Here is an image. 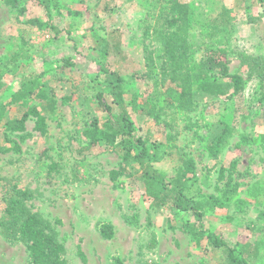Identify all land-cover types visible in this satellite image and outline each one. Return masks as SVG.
Here are the masks:
<instances>
[{
    "label": "rangeland",
    "instance_id": "1",
    "mask_svg": "<svg viewBox=\"0 0 264 264\" xmlns=\"http://www.w3.org/2000/svg\"><path fill=\"white\" fill-rule=\"evenodd\" d=\"M42 1L0 0V65L17 52H26V58L6 68L0 100H9L25 77L43 72L42 91L56 100L54 113H45V135L34 130L32 117L26 120L24 132H7L6 122L20 116L17 106L8 108L0 119V149H9L0 152V221L5 199L14 194L23 197L30 212L50 223L55 241L63 247L64 264L224 263L225 256L204 239L199 246L193 242L187 231L194 223L190 214L153 208L137 179L111 180L110 173L124 162L122 152L103 139L109 118L99 104L102 88L95 86L104 80L103 68L132 79L124 100L135 132L155 142L173 138L169 144L175 148L157 165L160 171L172 177L181 157L192 159L198 178L194 191L219 206L230 174L239 186V197L245 198L243 211L234 203L223 205L205 214L203 227L231 246L261 242L254 264H264V222L258 221L264 196L256 204L246 195L254 182L261 180L264 185V149L258 142L264 132V4L179 0L190 5L186 30L190 58L183 73L193 80L200 65L220 58L227 61L228 73L225 77L215 69L212 72L224 95L199 92L192 103L180 108L161 96L176 83L170 73L163 77L161 70L157 40L165 28L157 18L166 13L164 2L155 9V0H58L56 8L50 0L46 10ZM154 28L160 29L159 35ZM104 41L110 43V52L103 56L97 48ZM114 42L120 44L125 60L111 49ZM65 61L72 67L51 70L44 65ZM132 93L138 94L136 112L129 105ZM144 102L156 106L155 117L142 114ZM28 105L44 110L37 99ZM223 125L235 136L223 150L213 151L212 140ZM93 128L98 138L88 146L84 133ZM127 170L133 175L138 171ZM104 224L113 228L111 239L101 236ZM0 264H33L27 244L17 236L7 238L1 226Z\"/></svg>",
    "mask_w": 264,
    "mask_h": 264
},
{
    "label": "trees",
    "instance_id": "2",
    "mask_svg": "<svg viewBox=\"0 0 264 264\" xmlns=\"http://www.w3.org/2000/svg\"><path fill=\"white\" fill-rule=\"evenodd\" d=\"M55 7L58 0H54ZM40 2V1H39ZM44 8L48 10L50 0H43ZM165 14H160L157 18V24L164 26V31H160V37L157 40L161 46L162 52V74L166 77L171 74L176 82L175 86L168 87L161 93L162 98L170 104H177L180 108H184L185 104L192 103V100L199 92L208 93L212 96L224 95L222 85L217 83L213 77V70L220 71L223 76H227V61L213 59V61L200 65L199 74L192 80V76L183 73L185 64L189 60V53L186 43V30L190 24V5L180 2L179 0H155V9L163 5ZM264 4V0H259ZM164 16V18H163ZM163 18V19H162ZM161 28V26H159ZM160 29L154 28V33L159 35ZM112 38V37H111ZM156 40V39H155ZM110 43L104 41L97 50L104 54H109ZM120 44L114 42L111 49L115 50L120 60H125L119 51ZM96 50V48H94ZM224 57V54L220 55ZM21 58H26V52L16 53L6 62L0 65V89L4 86L3 79L8 74L6 69L10 64L14 65ZM119 60V61H120ZM51 69H66L72 67L68 61L62 64L53 65L46 63ZM105 74L104 80L96 82L95 86L102 88L99 97V104L106 114L109 121L106 122V130L103 133V139L112 148H118L122 152L124 164L117 170L110 173L111 180L116 182L120 176L131 177L139 180L143 185L144 196L155 209H171L180 213H187L193 218L194 223L187 226L191 239L196 246L202 244V240L213 250L220 251L224 256V263L221 264H254L260 253L261 242L252 243H235L229 245L214 232L205 229L202 219L206 213H212L215 209L235 204V208L243 211L245 198L239 197L238 184L233 183L230 174L225 184V188L220 192L222 204L217 205L212 200L199 191H194V186L198 182L195 174V163L186 156L181 157L180 165L177 167L174 176L168 177L157 168L175 148L169 143L173 138L169 137L167 142L150 141L148 138L140 137L130 121V114L127 110V104L124 95L129 87H133L132 79H126L117 71H107L101 69ZM44 72L38 77H25L20 87L11 93L9 100H0V119L4 116L6 110L10 107L17 106L20 116H15L6 122L7 132L22 133L25 131V122L29 117L34 118V130L41 135H45L47 131V119L45 113L52 114L56 110V100L50 97L43 90L40 78ZM229 77V76H228ZM263 79V77H262ZM233 80L237 81L235 77ZM100 81V80H99ZM233 81V83H236ZM237 90V89H235ZM107 94V96L105 95ZM261 101L264 100V92H261ZM31 99L40 101L42 108L29 106ZM130 108L133 112L138 110V94L132 93L129 101ZM142 114L147 118L156 116V106L151 103L144 102L141 105ZM115 111V114H113ZM89 140L88 146L97 140L98 131L93 128L84 133ZM234 131L226 125L218 132L211 143L213 151L223 150L229 139L233 137ZM235 136V134H234ZM8 141V138L5 139ZM258 142L264 149V132L259 136ZM87 146V147H88ZM18 150V147H15ZM1 150L0 152L8 151ZM170 152V153H169ZM130 165V166H128ZM127 167L134 169L133 175L127 170ZM246 195L252 198L256 204L260 203L264 196V185L261 180L254 182L247 188ZM5 216L0 221V226L4 229L7 238H15L16 236L27 244L29 256L33 264H64L61 259L63 254L62 245L55 241V233L50 223L42 219L39 214L32 213L25 205V200L18 194L10 195L5 199ZM228 220V219H227ZM258 221L264 222V212L259 213ZM101 236L108 240L113 236V228L111 225L104 224L100 227ZM78 255L84 261L85 257L78 247Z\"/></svg>",
    "mask_w": 264,
    "mask_h": 264
},
{
    "label": "crops",
    "instance_id": "3",
    "mask_svg": "<svg viewBox=\"0 0 264 264\" xmlns=\"http://www.w3.org/2000/svg\"><path fill=\"white\" fill-rule=\"evenodd\" d=\"M44 65H46V62L44 63ZM41 74V73H40Z\"/></svg>",
    "mask_w": 264,
    "mask_h": 264
}]
</instances>
